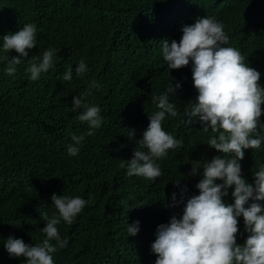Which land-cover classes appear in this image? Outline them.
I'll return each instance as SVG.
<instances>
[{
	"label": "trees",
	"instance_id": "obj_1",
	"mask_svg": "<svg viewBox=\"0 0 264 264\" xmlns=\"http://www.w3.org/2000/svg\"><path fill=\"white\" fill-rule=\"evenodd\" d=\"M0 264H264V0H0Z\"/></svg>",
	"mask_w": 264,
	"mask_h": 264
}]
</instances>
